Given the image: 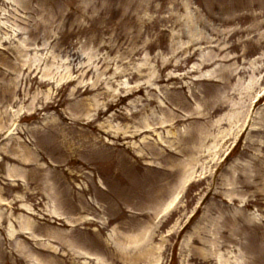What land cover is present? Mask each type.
I'll use <instances>...</instances> for the list:
<instances>
[{
  "label": "rangeland",
  "instance_id": "374dc122",
  "mask_svg": "<svg viewBox=\"0 0 264 264\" xmlns=\"http://www.w3.org/2000/svg\"><path fill=\"white\" fill-rule=\"evenodd\" d=\"M0 264H264V0H0Z\"/></svg>",
  "mask_w": 264,
  "mask_h": 264
},
{
  "label": "bare ground",
  "instance_id": "6f19581e",
  "mask_svg": "<svg viewBox=\"0 0 264 264\" xmlns=\"http://www.w3.org/2000/svg\"><path fill=\"white\" fill-rule=\"evenodd\" d=\"M96 143H97V144H100L101 142H100V141H92V140H91V142H90L91 145H94V144H96ZM106 145H109V144H105V143H103V145H101L100 147H99V146H96V147H95V145H94V146H92L91 150H92V152H93V150H95L96 154L103 153L102 159H104V158L106 157V155H108V157H112V156L118 154L116 150H113L114 147H113L112 145L109 146V147L106 146ZM109 160H110V159H109ZM109 160H108V161H109ZM96 162H97V161H96ZM97 163L100 164L99 161H98ZM124 165H125V160L122 159L121 164L118 165L119 169L122 167V170L125 171V166H124ZM74 200L77 201V203L79 204V206L76 205V208H77V209H75V210L80 211V210L83 209L84 206L86 205V203H85V201H84V199H83V193H81V192H77V193H75ZM111 258H112V260H114V259H118V256H117L116 254L113 253V254L111 255ZM115 261H116V260H115Z\"/></svg>",
  "mask_w": 264,
  "mask_h": 264
}]
</instances>
